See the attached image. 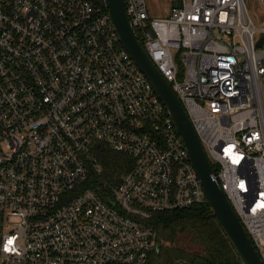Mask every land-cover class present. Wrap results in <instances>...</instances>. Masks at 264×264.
<instances>
[{
	"label": "built area",
	"instance_id": "built-area-1",
	"mask_svg": "<svg viewBox=\"0 0 264 264\" xmlns=\"http://www.w3.org/2000/svg\"><path fill=\"white\" fill-rule=\"evenodd\" d=\"M124 3L264 263V21L245 0ZM100 146L134 163L91 188ZM205 202L108 0H0V264H150L153 217Z\"/></svg>",
	"mask_w": 264,
	"mask_h": 264
},
{
	"label": "water",
	"instance_id": "water-1",
	"mask_svg": "<svg viewBox=\"0 0 264 264\" xmlns=\"http://www.w3.org/2000/svg\"><path fill=\"white\" fill-rule=\"evenodd\" d=\"M108 3L110 18L124 48L153 85L172 117L204 188L213 214L231 242L238 258L242 264H264L225 193L212 181V167L202 143L177 95L139 41L134 28L130 24L124 0H108ZM161 250H167L174 263L178 261L163 244L157 246L156 252L159 253Z\"/></svg>",
	"mask_w": 264,
	"mask_h": 264
},
{
	"label": "trees",
	"instance_id": "trees-1",
	"mask_svg": "<svg viewBox=\"0 0 264 264\" xmlns=\"http://www.w3.org/2000/svg\"><path fill=\"white\" fill-rule=\"evenodd\" d=\"M97 155L104 166V175L98 180L92 176L88 187H98L101 185L99 180L105 179L117 184L119 178L133 167L131 157L105 146L98 147ZM150 224L157 231L158 243L163 244L176 260L180 259L184 264H242L208 202L186 210L156 214ZM183 233L189 235L187 250L172 246ZM152 257L157 258L156 264H174L167 250L155 252Z\"/></svg>",
	"mask_w": 264,
	"mask_h": 264
},
{
	"label": "rangeland",
	"instance_id": "rangeland-1",
	"mask_svg": "<svg viewBox=\"0 0 264 264\" xmlns=\"http://www.w3.org/2000/svg\"><path fill=\"white\" fill-rule=\"evenodd\" d=\"M151 18H168L171 13L173 5L178 4L180 0H145ZM250 13L255 20L260 17L261 22L264 21L263 14L258 0H245ZM258 25V23L256 22ZM189 235L187 233L181 234L172 244L173 247L187 250L189 246ZM157 258L151 257L150 264H156ZM158 264V263H157ZM174 264H183L182 260L176 261Z\"/></svg>",
	"mask_w": 264,
	"mask_h": 264
}]
</instances>
